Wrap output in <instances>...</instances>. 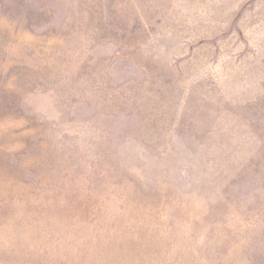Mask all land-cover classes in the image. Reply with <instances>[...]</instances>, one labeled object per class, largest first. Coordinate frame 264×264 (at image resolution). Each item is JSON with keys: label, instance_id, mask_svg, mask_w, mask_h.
Listing matches in <instances>:
<instances>
[{"label": "rangeland", "instance_id": "374dc122", "mask_svg": "<svg viewBox=\"0 0 264 264\" xmlns=\"http://www.w3.org/2000/svg\"><path fill=\"white\" fill-rule=\"evenodd\" d=\"M0 264H264V0H0Z\"/></svg>", "mask_w": 264, "mask_h": 264}]
</instances>
